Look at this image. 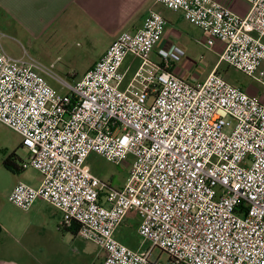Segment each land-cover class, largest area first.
I'll list each match as a JSON object with an SVG mask.
<instances>
[{"label":"built area","instance_id":"1","mask_svg":"<svg viewBox=\"0 0 264 264\" xmlns=\"http://www.w3.org/2000/svg\"><path fill=\"white\" fill-rule=\"evenodd\" d=\"M243 17L215 0H158L221 44L219 60L262 84L251 95L213 71L190 84L171 67L185 55L159 49L166 22L148 13L123 32L74 85L48 83V73L8 55L0 35V124L17 133L39 172L34 189L18 183L8 201L27 211L37 200L56 208L60 228L104 252L101 264H264V0H245ZM139 61L121 89L126 56ZM96 154L127 162L120 189L90 170ZM129 213L151 248L130 249L115 237ZM168 256L151 262L152 250Z\"/></svg>","mask_w":264,"mask_h":264},{"label":"crops","instance_id":"2","mask_svg":"<svg viewBox=\"0 0 264 264\" xmlns=\"http://www.w3.org/2000/svg\"><path fill=\"white\" fill-rule=\"evenodd\" d=\"M215 1L240 17L245 16L250 9V5L245 0ZM0 5L14 15L22 24L30 29H37L40 33L53 31L61 34L60 30L63 28L74 29L89 43H93L102 35L107 36L109 39L107 46L92 60L90 67L104 55L109 45L118 35L123 32H134L140 29L145 16L150 12H157L162 15L166 25L164 34L156 44L151 56L153 61L157 60L156 53L159 49H167L174 45L184 50L185 55L171 67L170 72L173 75L190 84H196L203 81L213 71L221 73V61L219 60L222 53L221 44L216 43L213 47H207L205 43L208 36L204 32L184 20L180 12L165 9L158 0H0ZM62 36L60 35V38ZM138 65L139 61L137 59L131 55L126 56L121 65V72L124 73L125 77L121 89L127 87ZM207 66L210 69L205 73L204 69ZM236 86L248 94L263 95V91L261 94L259 91L254 93L251 88V91L247 92L242 87V83H237ZM19 148L25 152V156L24 158L17 156L19 159L16 162L18 172L16 174L13 173L14 185L10 189L9 194L18 183L37 189L42 182V176L39 172L31 168L23 169L21 167V162L27 157V152L21 145V138ZM99 158L102 159L101 157ZM89 168L95 175L92 168L90 166ZM124 183L123 181L116 189L122 188ZM46 203L45 201L37 200L27 211L19 209L21 213L15 217L0 221V264H26L25 262L30 264L33 261L35 263L36 260L32 255L34 252L46 254L58 252L57 243L52 239L49 240L47 233L49 225L55 224L58 226L62 216L56 208V213L55 211L51 214L45 213ZM130 214L134 213H129L126 218ZM126 218L117 228L115 234L126 224ZM135 219L139 223L136 215ZM4 236H8L13 242H5ZM74 237L77 238L76 236ZM95 247L98 249L97 257L99 264H101L105 254L97 246ZM63 261L65 264L80 262L81 255L74 253L72 256L63 257ZM52 264L59 263L53 262Z\"/></svg>","mask_w":264,"mask_h":264},{"label":"rangeland","instance_id":"3","mask_svg":"<svg viewBox=\"0 0 264 264\" xmlns=\"http://www.w3.org/2000/svg\"><path fill=\"white\" fill-rule=\"evenodd\" d=\"M60 31L63 34L53 31L40 33L37 29H30L0 5V35L5 52L16 59L25 57L42 67L48 73L45 77L49 85L54 90L63 93L64 90L61 89L60 82L68 85L78 82L90 67L92 60L107 46L109 39L102 35L93 43H89L74 29L63 28ZM60 35H63L62 38ZM209 69L210 67H205V73ZM220 71L222 78L229 84L236 86L237 83H242V87L247 92L251 91L250 88L254 90V93L259 91L261 94L263 91L261 83L229 67L223 61H221ZM19 142L20 137L16 133L0 124V221L21 213L8 201L9 191L14 185V174L3 166V161L13 151L18 157L24 158L25 152L19 148ZM88 164L100 181L116 189L123 181L125 182L131 157L129 156L127 162L113 164L96 155H91L88 158ZM30 171L32 172L31 169ZM44 211L47 214H51L53 211L57 212L52 205L47 203ZM125 221L126 224L115 234L116 239L130 249L149 250L151 245L143 242L137 234L138 223L135 214H130ZM60 226V224L58 226L50 224L47 233L49 240L52 239L57 243L58 252L52 254L34 252L32 255L36 262H29L30 264H52L53 262L65 264L63 257L72 256L74 253L81 255V261L70 264H99L98 249L95 245L71 236L70 233L60 229ZM4 239L7 243L13 242L8 236H4ZM149 260L151 262H166L168 256L160 250L154 249L150 253ZM25 263L27 264V262Z\"/></svg>","mask_w":264,"mask_h":264},{"label":"trees","instance_id":"4","mask_svg":"<svg viewBox=\"0 0 264 264\" xmlns=\"http://www.w3.org/2000/svg\"><path fill=\"white\" fill-rule=\"evenodd\" d=\"M18 160L19 159H18V157L16 155V152L13 151L3 161V166L5 168L11 170L14 174H16L18 172V165L16 163ZM60 229H62L63 231H66L68 233H70L71 236H73V237L76 236V232H77V228L76 227H71V228L61 227Z\"/></svg>","mask_w":264,"mask_h":264}]
</instances>
